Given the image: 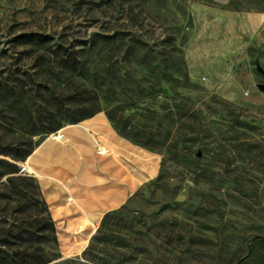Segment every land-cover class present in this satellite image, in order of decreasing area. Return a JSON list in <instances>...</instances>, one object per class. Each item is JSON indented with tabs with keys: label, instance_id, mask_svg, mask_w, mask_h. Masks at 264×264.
<instances>
[{
	"label": "rangeland",
	"instance_id": "1",
	"mask_svg": "<svg viewBox=\"0 0 264 264\" xmlns=\"http://www.w3.org/2000/svg\"><path fill=\"white\" fill-rule=\"evenodd\" d=\"M55 54L76 58L73 75ZM261 84L264 0H0V143L28 139L53 94L95 99L92 117L161 157L81 251L63 253L55 230L44 250L59 264H264ZM62 128L33 144L63 141ZM29 156L15 164L36 181ZM6 177L0 216L18 206Z\"/></svg>",
	"mask_w": 264,
	"mask_h": 264
},
{
	"label": "crops",
	"instance_id": "2",
	"mask_svg": "<svg viewBox=\"0 0 264 264\" xmlns=\"http://www.w3.org/2000/svg\"><path fill=\"white\" fill-rule=\"evenodd\" d=\"M60 132L63 141L44 140L28 161L54 216L61 250L71 254L85 247L99 215L158 175L161 157L119 137L102 115Z\"/></svg>",
	"mask_w": 264,
	"mask_h": 264
},
{
	"label": "trees",
	"instance_id": "3",
	"mask_svg": "<svg viewBox=\"0 0 264 264\" xmlns=\"http://www.w3.org/2000/svg\"><path fill=\"white\" fill-rule=\"evenodd\" d=\"M26 43L41 49L48 41L45 37L31 36ZM56 54V69L59 75H73L78 65L76 58L71 55L57 56ZM54 80L57 84L53 87L60 91L64 83L58 77H54ZM76 98V96L52 94L47 102L52 104L54 111H48L45 115L39 112L36 118L29 115L32 129L27 133L28 139L0 143V156L9 157L12 160L10 162L0 159V179L7 176L3 187L19 198L15 210L9 211L4 207L1 211L0 264L60 263V261L54 262L60 258L59 255L51 256L44 250L47 244L57 247V239L54 224L46 203L40 196L38 185L34 179L22 175L15 162L24 160L32 153L36 147L31 139L34 136L53 133L62 128L65 123H77L92 117L97 112V109H87L88 106H93L95 99L93 101ZM6 198H9L8 194H0V200Z\"/></svg>",
	"mask_w": 264,
	"mask_h": 264
},
{
	"label": "water",
	"instance_id": "4",
	"mask_svg": "<svg viewBox=\"0 0 264 264\" xmlns=\"http://www.w3.org/2000/svg\"><path fill=\"white\" fill-rule=\"evenodd\" d=\"M216 1H225V0H216ZM259 89L262 90L264 92V84H261L259 86Z\"/></svg>",
	"mask_w": 264,
	"mask_h": 264
}]
</instances>
